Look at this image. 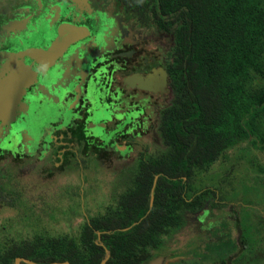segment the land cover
Here are the masks:
<instances>
[{"label": "trees", "instance_id": "1", "mask_svg": "<svg viewBox=\"0 0 264 264\" xmlns=\"http://www.w3.org/2000/svg\"><path fill=\"white\" fill-rule=\"evenodd\" d=\"M149 13L170 41L160 145L138 153L110 185L122 189L94 213L86 188L65 192L73 214L81 210L74 232L31 226L39 217L21 191L0 188V204L30 228L10 235L0 224V264H101L107 252L104 264H149L193 218L225 205L207 181L228 150H264V0H154ZM256 164L264 185V163Z\"/></svg>", "mask_w": 264, "mask_h": 264}, {"label": "flooded vegetation", "instance_id": "2", "mask_svg": "<svg viewBox=\"0 0 264 264\" xmlns=\"http://www.w3.org/2000/svg\"><path fill=\"white\" fill-rule=\"evenodd\" d=\"M153 2L0 0V79L11 82L22 64L33 80L19 109L0 119V188H21L20 172L51 188L74 174L83 188L85 171L115 165L119 177L146 146L160 145L170 41L150 18Z\"/></svg>", "mask_w": 264, "mask_h": 264}, {"label": "rangeland", "instance_id": "3", "mask_svg": "<svg viewBox=\"0 0 264 264\" xmlns=\"http://www.w3.org/2000/svg\"><path fill=\"white\" fill-rule=\"evenodd\" d=\"M140 148L137 146L136 151ZM256 162L264 163V150L254 144L245 143L228 150L226 156L214 165L212 178L208 177L207 181L213 190L221 188L218 189L221 200H218L225 205L193 218L190 225L168 241L163 253L149 264H264V185L256 184L259 180ZM102 169L101 174L95 175L85 171V182L81 183L87 192L85 207L91 213L104 207L122 189L110 188L117 181L118 176L112 180V172H117L118 167ZM121 176L125 177L124 174ZM63 178L57 176L51 184L57 187L51 188L47 185L49 182L18 173L16 181L22 186L17 189L39 217L37 221H30L31 226L44 227L51 232L76 230L81 221V210L73 214L69 207L74 198L65 192L78 190L75 186L81 178L70 173L65 180ZM61 184L63 187L60 188ZM16 212L15 208L2 207L0 224L9 228L10 235H16L17 229H21L22 234L28 233L30 228L18 223ZM237 236L244 239L243 247L235 240Z\"/></svg>", "mask_w": 264, "mask_h": 264}, {"label": "water", "instance_id": "4", "mask_svg": "<svg viewBox=\"0 0 264 264\" xmlns=\"http://www.w3.org/2000/svg\"><path fill=\"white\" fill-rule=\"evenodd\" d=\"M61 47H54L53 50L55 51V54L62 49ZM25 55L29 58H34L37 56L36 50H28L25 52ZM16 68L12 70V72L9 74L8 82L12 80L9 83H6L5 81H2L0 79V119L5 120L8 116L13 114L16 109H19L18 102L21 99V96L23 95L25 88L28 87L32 83V76L28 73L27 69L24 67V65L19 64L15 66ZM1 75H3V72H0ZM0 75V77H1ZM9 87V88H8ZM108 257V252L106 257L101 261V264L105 263L106 258ZM21 261L26 262L27 264H37L36 262L22 257H17L15 259V264H20ZM49 264H69V262H51Z\"/></svg>", "mask_w": 264, "mask_h": 264}]
</instances>
